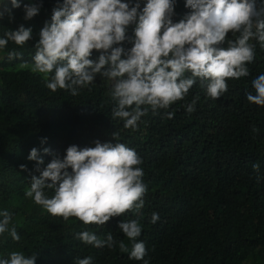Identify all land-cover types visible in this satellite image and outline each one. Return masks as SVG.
I'll return each instance as SVG.
<instances>
[{
	"label": "trees",
	"instance_id": "obj_1",
	"mask_svg": "<svg viewBox=\"0 0 264 264\" xmlns=\"http://www.w3.org/2000/svg\"><path fill=\"white\" fill-rule=\"evenodd\" d=\"M32 2L39 0H21V8L12 9L13 21L7 12L0 18V38L21 25L33 29L32 41L23 47L9 41L0 50V212L12 214L9 232L0 235V259L21 251L27 256L37 254L36 264H76L88 256L92 264H144L129 259L118 243L114 249L95 248L75 239L84 230L101 239L110 231L131 249L118 224L137 219L142 227L137 240L146 245L148 264H264V107L247 100L248 93L255 95L252 80L264 74V49L259 42L251 41L255 59L247 65L249 75L227 80L228 91L219 99L208 97L197 80L185 100L155 114L149 108L133 130L125 128L122 120H112V82L106 78L97 75L91 90L84 88L73 96L69 90L52 92L44 75L31 71L34 44L56 0H42L40 13L25 20L23 4ZM136 2L142 10L147 0H131L132 5ZM175 4L174 23L192 11L186 0ZM4 6L11 8L10 0H0V11ZM134 27L128 29L130 37ZM13 50L21 56L9 60ZM99 54L94 51L91 59ZM196 95L200 99L195 111L188 113L185 104ZM166 112L174 116L168 118ZM114 133L143 161L140 167L148 191L138 215L128 212L103 226L84 225L75 217L65 221L52 216L25 195L32 175H40L36 162L28 159L33 148L44 159V168L53 156L63 158L71 145L95 147L96 140L117 143ZM45 147L50 154L43 152ZM255 163L259 172L252 167ZM153 213L159 214L155 224ZM13 227L18 242L10 236Z\"/></svg>",
	"mask_w": 264,
	"mask_h": 264
},
{
	"label": "clouds",
	"instance_id": "obj_2",
	"mask_svg": "<svg viewBox=\"0 0 264 264\" xmlns=\"http://www.w3.org/2000/svg\"><path fill=\"white\" fill-rule=\"evenodd\" d=\"M10 2L11 8L4 6L0 18L7 12L11 22L12 9L22 4L21 0ZM185 6L192 11L174 23L175 0H147L142 10L139 2L132 5L131 0H56L50 20L39 30L34 44L31 71L43 74L52 92L69 90L73 96L81 89L91 90L97 75L106 78L112 82V120H122L125 128L133 130L149 108L155 114L185 100L197 80L208 97L219 99L228 91L227 80L249 75L247 65L255 59L251 41H258L264 49V0H186ZM41 7L42 0L23 4V19L32 20ZM132 25L134 36L130 37ZM32 39L33 29L21 25L5 32L0 50L9 41L23 47ZM125 43L132 46L126 48ZM94 51L100 53L96 60L91 59ZM20 56L13 50L7 58ZM251 83L255 95L248 93L247 100L264 107V74ZM199 99L196 95L185 104L188 113L195 111ZM166 115L172 118L174 113ZM253 132L259 129L254 127ZM114 138L115 144L96 140L95 147L71 145L63 158L53 156L44 168V159L33 148L28 159L36 162L35 171L40 175H32L25 195L52 216L65 221L75 217L84 225L103 226L128 212L138 215L148 191L140 167L143 161L135 149L118 142V133ZM46 142L44 138L42 143ZM43 152L50 154L51 149L45 147ZM252 167L259 172V163ZM20 168L28 170L26 165ZM46 189L53 192L51 197ZM0 217L2 235L9 232L12 214L4 210ZM158 220L159 214L153 213L151 223ZM118 227L131 242V249L110 231L101 239L84 230L76 233L75 239L95 248L114 249L118 243L129 259L148 264L146 245L137 240L142 233L139 221L122 220ZM10 236L20 240L15 227ZM36 260L37 254L13 251L0 259V264H36ZM76 264H92V257L78 259Z\"/></svg>",
	"mask_w": 264,
	"mask_h": 264
}]
</instances>
